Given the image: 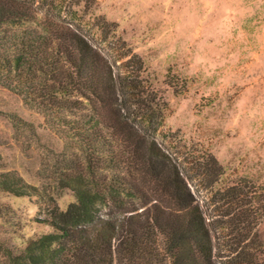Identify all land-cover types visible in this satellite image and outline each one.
Masks as SVG:
<instances>
[{
  "label": "trees",
  "instance_id": "1",
  "mask_svg": "<svg viewBox=\"0 0 264 264\" xmlns=\"http://www.w3.org/2000/svg\"><path fill=\"white\" fill-rule=\"evenodd\" d=\"M67 1L0 0V87L63 139L51 172L76 199L55 206L45 220L52 231L10 264H264V191L219 188L225 170L210 156L203 177L219 197L208 218L156 137L166 103L142 78L143 60L129 52L116 68L88 39L81 2ZM30 189L0 175L2 191Z\"/></svg>",
  "mask_w": 264,
  "mask_h": 264
},
{
  "label": "rangeland",
  "instance_id": "2",
  "mask_svg": "<svg viewBox=\"0 0 264 264\" xmlns=\"http://www.w3.org/2000/svg\"><path fill=\"white\" fill-rule=\"evenodd\" d=\"M74 2H81L78 19L88 39L116 68L129 52L143 60L142 78L166 103L156 137L205 215H214L219 197L203 177L210 156L225 170L219 188L243 184L263 192L264 0L66 4ZM105 21L110 27L104 28ZM10 116L26 127L16 130ZM63 148L38 111L0 87V175L15 174L34 188L25 196L0 190V264H10V255L52 231L45 220L55 206L66 211L76 201L70 190L57 187L51 172V159ZM259 232L264 243V220Z\"/></svg>",
  "mask_w": 264,
  "mask_h": 264
}]
</instances>
